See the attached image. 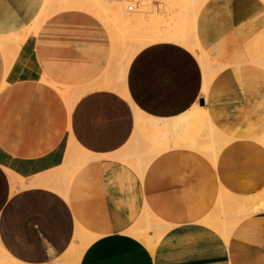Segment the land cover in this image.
<instances>
[{
	"label": "crops",
	"instance_id": "crops-1",
	"mask_svg": "<svg viewBox=\"0 0 264 264\" xmlns=\"http://www.w3.org/2000/svg\"><path fill=\"white\" fill-rule=\"evenodd\" d=\"M45 2L0 0L5 250L26 264H51V257L79 244L80 228L96 239L79 264H264V212L241 220L227 237L207 222L232 200L264 189V69L255 63L264 53L263 1L206 0L201 6L195 38L217 71L204 97L203 66L178 41L142 47L123 84L110 87L118 70L110 66L105 24L76 6L49 16L31 34ZM60 88L71 91L72 107ZM195 106L229 140L215 162L189 147L156 156L157 133L168 126L172 140L163 142L173 143L182 136L176 121ZM199 132L196 141L204 137ZM71 142L92 158L65 181L61 167ZM135 160L146 163L142 173ZM9 174L24 184L13 190ZM146 213L167 225L153 251L132 236Z\"/></svg>",
	"mask_w": 264,
	"mask_h": 264
},
{
	"label": "bare ground",
	"instance_id": "bare-ground-1",
	"mask_svg": "<svg viewBox=\"0 0 264 264\" xmlns=\"http://www.w3.org/2000/svg\"><path fill=\"white\" fill-rule=\"evenodd\" d=\"M61 0H59L58 2H60ZM64 1V0H63ZM88 0H81V3L79 2H77V0H65L64 2H60V3H57L56 1H54V0H46V2H45V7H44V9H43V11H42V13H41V15L39 16V18H38V20H37V22L35 23V25L33 26V28H32V30H31V34H33V33H35V31L39 28V26L49 17V16H51V15H53V14H55V13H57V12H60V11H62V10H67V9H70V8H73V7H76V6H82V7H84V8H87L88 10L90 9V11H91V13L92 14H94L99 20H101L102 22H105L107 25H108V23L110 24V27H111V30H110V32H111V38H112V55H111V63H112V59H113V61H114V58H115V56L118 54V52H119V48H120V40H119V34H117V31H118V27L119 26H122L121 28H123V29H130V25H131V23L130 22H128V21H126V19L125 18H122L121 19V22H119V20L117 19V17L118 18H121L120 17V14L119 15H117L116 13H120V7H119V5L118 4H116V2H111V3H106L105 2V0H90L91 2H87ZM181 1V0H180ZM193 0H191L190 2H192ZM195 1H196V3H195ZM194 1V4H196L194 7H195V11H197V10H200V8H201V6L205 3V1L206 0H195ZM53 4V5H52ZM184 4V3H183ZM54 6V7H53ZM193 7V8H194ZM80 8V7H79ZM83 9V8H82ZM90 11H88L89 13H90ZM119 11V12H118ZM194 13H197V12H194ZM116 14V15H115ZM155 14V13H154ZM194 15V14H193ZM196 15V14H195ZM112 16H117V17H112ZM117 19V21H116V19ZM139 18V17H138ZM143 18V17H142ZM115 19V20H114ZM140 19V18H139ZM163 19V18H162ZM142 20V19H141ZM194 19H192V21H193ZM196 20V19H195ZM161 18H160V15H158V14H155L152 18H150V20H146V19H143L142 20V22L139 24L140 26H142L143 28H154V30H156V28H158L159 27V24L161 23ZM119 22V23H118ZM191 22V21H190ZM195 22V21H194ZM194 22H193V24H194ZM162 24V23H161ZM173 24V23H172ZM178 21H177V27H178ZM192 24V25H193ZM137 25V24H136ZM135 25V26H136ZM188 25V24H187ZM131 26H133V25H131ZM163 26V25H162ZM162 26L160 27V28H162ZM193 26H195V24L193 25ZM172 27V26H171ZM174 28H176L175 27V25L173 26ZM190 27H191V25H190ZM159 28V29H160ZM169 27H167L166 26V32L168 31H170L169 29H168ZM179 28V27H178ZM117 29V30H116ZM158 29V31H160ZM171 29V28H170ZM177 29V28H176ZM191 30H192V28H190ZM194 29V28H193ZM174 29H172V31H173ZM178 31H179V29H177ZM157 31V32H158ZM175 31V30H174ZM163 32H165V31H163ZM183 32V31H182ZM192 33L194 32V31H191ZM190 32V33H191ZM169 33H171V31L169 32ZM179 33H181V31H179ZM191 33V34H192ZM159 34V36L160 37H164V35L163 36H161L160 35V32L158 33ZM168 34V33H167ZM172 35L171 36H173L174 34H173V32L171 33ZM176 35H174L175 36V39H177V35H178V38H179V35H182V34H177V32L175 33ZM189 35L188 34V37L186 38V39H188V38H193V35H195V32H194V34L193 35ZM159 36H158V38H159ZM168 36L170 37V34H168ZM191 36V37H190ZM154 38H152V39H154L153 41H155V36H153ZM181 37V36H180ZM183 37H186V34H185V36H183ZM167 38V37H166ZM174 38V37H173ZM195 38V37H194ZM168 39V38H167ZM167 39H166V41H167ZM171 39H172V37H171ZM185 39V40H186ZM190 39V41L191 42H194L193 43V46L195 47V45L197 46V44H195V41H196V39H194V41H192ZM149 40V39H148ZM157 40V39H156ZM164 40H165V38H164ZM163 40V41H164ZM178 40V39H177ZM184 40V43L186 44V43H188V44H190L191 42L188 40V41H185ZM151 41V43H153L152 42V40H150ZM149 41V42H150ZM171 41H173V40H171ZM181 41V40H180ZM133 42V41H132ZM132 42H128L129 44L130 43H132ZM155 42H159V40L158 41H155ZM174 42V41H173ZM179 42V41H178ZM190 42V43H189ZM128 43H126V45L128 44ZM180 43H183V40H182V42H180ZM183 43V44H184ZM196 43H197V41H196ZM135 44H137V43H135ZM141 44V43H140ZM149 44V43H148ZM195 44V45H194ZM132 45V44H131ZM131 45H129V47L131 46ZM136 46H139V44L138 45H135V48L134 49H136ZM145 46V45H144ZM143 46V47H144ZM192 46V47H193ZM133 47H134V45H133ZM132 48V47H131ZM139 48V47H138ZM141 48V47H140ZM197 49V48H196ZM200 49V48H199ZM198 49V50H199ZM134 51H136V50H134ZM194 52H196L195 51V49H194ZM125 53V52H124ZM132 53L134 54L135 52H132L131 51V55H132ZM201 53H203V52H201ZM198 55V57H199V55H200V53H198L197 54ZM201 55H205L204 53L203 54H201ZM130 57V56H129ZM132 57V56H131ZM201 57V56H200ZM207 57V56H206ZM208 58V57H207ZM200 60H201V58H199ZM127 60H129V58L127 59ZM203 60H205V59H203ZM122 61V60H121ZM207 61H208V59H207ZM207 61H205V62H207ZM114 62H116V61H114ZM201 62V64H202V66H203V71H204V86H203V91H202V94H203V97L207 94V89H208V86H209V84H210V82H211V80L214 78V76L216 75V73H217V71L216 70H214L212 67V65H210L211 64V61H208V63H209V65H208V63H205L204 61H200ZM110 63V64H111ZM127 63H128V61H127ZM213 63V62H212ZM255 63L257 64V65H260V66H262V65H264V59L263 58H259V59H257L256 61H255ZM113 65V64H112ZM111 66V65H110ZM121 66V65H120ZM122 66H125L124 64L122 65ZM122 66L120 67V70L122 69V71L123 70H125V69H123L122 68ZM127 66H128V64H127ZM126 66V67H127ZM113 67V66H112ZM264 67V66H263ZM125 68V67H124ZM128 68V67H127ZM112 70V69H111ZM220 72V71H219ZM123 73V72H122ZM124 77V76H123ZM42 79H44V78H42ZM119 80H122V79H119ZM118 80V81H119ZM125 80V79H124ZM121 83V81H119L118 83H113L111 86L114 88V87H116L117 85H119ZM123 83H121V85H122ZM110 86V87H111ZM92 88V87H91ZM119 88V87H118ZM120 89V91H121V94L123 95V96H125L126 95V90H125V87H124V85L121 87V88H119ZM60 90V92L62 93V95H64V96H67V97H71V95H70V92L71 91H66V90H64V89H59ZM116 90H118V89H116ZM119 91V92H120ZM208 115H207V113H206V111H205V109L203 108V107H199V106H195L190 112H188L187 114H185L184 116H182V117H180L179 118V120H177L176 122L177 123H175V127H174V129L176 130L177 128H179V129H181L182 130V136L181 135H178V136H175L174 138H173V143H169L170 142V140H172L171 138H170V136H169V134H168V126H164L158 133H157V136L153 139L154 141H156L157 142V145H155V146H157V148H159V150L157 149V151H156V153H155V155L157 156V153L159 154V152L161 153L162 151H164V150H167V148H176V147H184V148H186V147H189L190 149H194V150H196V151H198L199 153H201V154H203L204 156H206L208 159H210L211 161H213V162H215V159H216V156H217V154H219V152L221 151V149H223V147L228 143V139H226L225 137H223L222 135H220L216 130H215V128H214V126H212L211 124L212 123H210L211 121L210 120H208V118H209V116L207 117ZM210 121V122H209ZM171 126H172V128H173V124H170ZM178 129V130H179ZM202 130H204L205 131V133H204V137H203V139H201V140H198V141H196V140H194V137H193V135H194V133H197V135L199 136V134H200V132L199 131H202ZM201 135V134H200ZM198 138H200V137H198ZM168 139V144H165L164 142H166V140ZM135 139H133V141H134ZM137 140V139H136ZM259 140L261 141V142H264V136L263 137H261V138H259ZM73 141V140H72ZM164 141V142H163ZM137 142H138V140H137ZM150 142V141H149ZM153 142V141H152ZM154 143V142H153ZM159 143H164L163 145H161V144H159ZM149 144V143H148ZM150 145H151V143H150ZM153 146V145H152ZM75 147L76 148H78L76 145H75ZM133 148H134V146H133ZM132 148V149H133ZM141 149V148H140ZM154 149H156L155 147H154ZM152 150V151H151ZM75 151V150H74ZM78 151H79V154L81 155V153H82V155L83 154H85V156L83 155V160L81 159V160H78V164H85L88 160H89V158H92V156L90 155V154H88L87 152H85V151H83L82 149H80V148H78ZM140 151V150H139ZM142 151V150H141ZM146 151V150H145ZM149 151V150H148ZM147 151V152H148ZM150 151L153 153V149H150ZM131 151H129V153H130ZM135 152V151H134ZM134 152H133V154H134ZM138 152V151H137ZM137 152H135V154L137 153ZM144 152V151H143ZM147 152H145V153H147ZM150 152V153H151ZM78 153V152H77ZM132 154V153H131ZM141 153L139 152V155H140ZM151 155H153V154H151ZM150 155V156H151ZM135 156V155H134ZM146 156H147V154H146ZM145 155L143 156V158H141V159H144V157H146ZM149 156V155H148ZM126 157V156H125ZM140 157V156H139ZM154 157V156H153ZM121 158H124V157H121ZM131 157H129L128 159H130ZM135 158H136V156H135ZM73 159V158H72ZM147 159V158H146ZM152 159V157H150V160ZM153 159H155V158H153ZM152 159V160H153ZM71 160H68V162H70ZM73 161V160H72ZM125 161V160H124ZM128 161H132V158H131V160H128ZM128 161H127V164H129L128 163ZM136 161V160H135ZM144 161H145V159H144ZM147 161H148V159H147ZM67 162V161H66ZM146 162V161H145ZM147 163V162H146ZM146 163H140V161L139 160H137L136 161V163H135V167L142 173V171L144 170V168H145V166H146ZM73 164V163H72ZM131 164V163H130ZM150 165V164H149ZM148 165V166H149ZM75 166V165H74ZM132 166V165H131ZM79 167V166H78ZM147 167V166H146ZM62 168V167H61ZM75 168V167H74ZM6 169V168H5ZM61 170V169H60ZM64 170V169H63ZM57 171H58V169H57ZM145 172V171H144ZM64 174V173H63ZM12 174H10V177L12 178H14L13 180H16L18 177H15L14 175H12ZM142 176H143V174H142ZM64 177V176H63ZM73 177V176H72ZM59 178H60V174H59ZM69 178H71V177H69ZM62 179H64V178H62ZM62 181V180H61ZM18 182V181H17ZM16 182V183H17ZM21 182V181H20ZM54 182V181H53ZM57 182V181H56ZM13 183V185H14V182H12ZM19 183V182H18ZM35 183V182H34ZM21 185L22 184H24V183H20ZM61 184V183H60ZM17 185V184H16ZM15 185V186H16ZM19 185V184H18ZM21 185H19V188L21 187ZM31 185V184H30ZM34 185V184H33ZM55 185V184H54ZM26 186H24V188H25ZM16 188V187H15ZM17 190H19V189H17ZM22 190V189H21ZM63 191V190H62ZM65 192V191H64ZM249 198H251L250 199V201L252 202V198L254 199L255 197H250L249 196ZM249 198L247 199V202L248 203H246L245 202V204L243 205L244 206V208L243 209H241L242 207V204L240 205V204H238V205H240V211H238V213L237 214H233L234 215V217H235V219H236V222L234 223V224H232L231 226H227V224H226V222H224V220H226V218H222L221 220L219 219V218H217V219H219L218 221H216L215 219H212V220H214V222H212V220H210V222L208 221L209 219H207V222L209 223V224H211L212 226H214L216 229H218L219 231H221L222 233H223V235H225L226 237L227 236H229L230 235V233H231V231H232V229L243 219V218H246L247 216H249V215H251V214H255V213H259V212H264V198L263 199H260L259 201H257L256 199H255V203H251L250 201H248L249 200ZM237 200V199H236ZM241 201L243 200L244 201V198L243 199H240ZM243 201L241 202V203H243ZM245 201H246V198H245ZM233 203H232V205L234 204V207L235 206H237L235 203L236 202H238L239 203V201H232ZM250 203V204H249ZM247 204V205H246ZM220 207V206H219ZM232 208H234L233 206H231ZM221 208V207H220ZM235 209V208H234ZM233 209V210H234ZM237 209H239L238 207H236V210ZM225 211V209L223 210V212ZM235 211V210H234ZM145 212H147V211H145ZM144 212V213H145ZM220 212V211H219ZM229 215V214H228ZM227 215V213L225 212V216H227V218L229 217H231V216H228ZM149 218H148V217ZM144 217V216H143ZM142 217V218H143ZM145 217H147L149 220L150 219H152V220H154V221H156L157 223L156 224H148V225H146L144 228L145 229H143V228H141L142 230H139V231H133V233H135L136 235L138 234L140 237H142V241L144 240L145 241V244H146V241H147V245L148 246H150V248L152 249V251L154 250L153 248L155 247V246H153V245H156V243L158 242V239H160V237L163 235V231L162 230H160V229H162V227L163 228H166L167 227V225L166 224H163L161 221H159L158 219H156L153 215H150V214H148V213H146L145 214ZM144 217V218H145ZM216 217H218V216H216ZM223 217V216H222ZM215 218V217H214ZM232 218H233V216H232ZM234 219V220H235ZM230 221V220H229ZM150 222H151V220H150ZM205 222H206V220H205ZM162 225V226H159V225ZM80 229V228H79ZM79 229H77V232H78V234H77V232H76V234H75V242L77 241V242H79V244H76V243H72V245L70 246V248L68 249V250H70L72 253H70V255L71 254H75L73 257H80L81 258V256H82V254H83V252L85 251V249H86V247H88V245H90L95 239H96V236H93V235H91V234H89L88 232H86V231H84V230H79ZM133 229V228H132ZM131 229V230H132ZM131 230H130V233H131ZM150 230H152L153 232H154V236H150L148 233H149V231ZM129 233V232H128ZM132 233V234H133ZM143 233H145V234H143ZM80 234V235H79ZM76 236H78V237H76ZM133 236V235H132ZM138 236V237H139ZM139 237V238H140ZM146 240H145V239ZM141 239V238H140ZM157 239V240H156ZM157 241V242H155V244H154V241ZM143 241V242H144ZM0 245L2 246V244H1V242H0ZM149 248V249H150ZM2 249V247L0 248V250ZM67 251V250H66ZM65 251V252H66ZM1 252V251H0ZM2 252L4 253V255H2V256H4L5 258V260L6 259H8L9 257H10V259H8V260H11V263L12 264H26V263H23V262H21V261H19L18 259H16L15 257H12L6 250H5V248L4 249H2ZM1 252V253H2ZM65 252L63 253V257L62 258H59L58 260H56V264H59V260H64V257H69L68 256V254L66 253V255H65ZM68 252V251H67ZM1 253H0V255H1ZM65 255V256H64ZM1 256V257H2ZM7 257V258H6ZM74 258L75 259V261L74 260H72V261H74V263H77L78 261L77 260H79V262H80V259L78 258ZM68 259V258H67ZM4 261V262H9V261ZM61 261V262H62ZM64 262V261H63ZM78 262V263H79ZM7 263H5V264H7ZM9 264V263H8ZM61 264V263H60ZM64 264H65V262H64ZM66 264H68V263H66Z\"/></svg>",
	"mask_w": 264,
	"mask_h": 264
},
{
	"label": "rangeland",
	"instance_id": "rangeland-1",
	"mask_svg": "<svg viewBox=\"0 0 264 264\" xmlns=\"http://www.w3.org/2000/svg\"><path fill=\"white\" fill-rule=\"evenodd\" d=\"M55 1H59V0H55ZM63 1V0H62ZM79 1V0H78ZM86 1V0H85ZM154 1H160V2H162L163 4L161 5V6H159L158 8L157 7H155V6H153L152 5V3L154 2ZM191 0H105V2L106 3H111V2H116V4H118L119 5V7L121 8L120 9V13H116L117 15H119L120 14V17L121 18H118L117 16H112V17H117V19L119 20V22H121V19L122 18H125L126 19V21H128V22H130L131 23V25H133V26H129L130 27V29H123V28H121L122 26H119L117 29H118V31H117V34H119V40H120V48H119V52H118V54L115 56V58H114V61H116V62H114L113 61V59H112V63H113V65H111V66H114V72H116L117 70V72H118V77L117 76H115V77H113V79H110V84L111 83H114L115 82V80L117 79V81H116V83H118L119 81H121V83H123L124 82V79H125V73H126V69H127V64H129V62H130V60L133 58V56L144 46V45H147L148 43H151V41L150 40H152V42H155V41H163L164 40V38H165V40L164 41H166V39L168 40V41H171V40H173V41H179V42H182V40H183V43H184V40L188 37V34L190 35L192 32L191 31H194V29H195V26H193L194 24H195V22L194 21H196L195 19H196V17H197V14H198V12H199V10H197V11H195L194 9H195V5L196 4H194V1L195 0H193L192 2H190ZM263 1V3H264V0H262ZM87 2H91L90 0H88ZM184 3V4H183ZM195 3H196V1H195ZM53 5V4H52ZM129 5H132V6H135V9H134V11H132V12H129V11H127V7L129 6ZM54 7V6H53ZM194 7V8H193ZM75 8V7H74ZM72 9V8H71ZM81 9V8H80ZM89 11H90V9H89ZM91 12V11H90ZM119 12V11H118ZM194 12H197V13H194ZM158 14V15H160V18H161V23L159 24V27L158 28H156V30H154V28H143L142 26H140L139 24L142 22V20L143 19H146V20H150V18H152L155 14ZM115 14V15H116ZM194 14V15H193ZM196 14V15H195ZM94 15V14H93ZM140 19H139V18ZM143 17V18H142ZM163 18V19H162ZM116 19V18H115ZM114 19V20H115ZM117 19H116V21H117ZM142 19V20H141ZM166 19H168V21H166ZM192 19H194L193 21H192ZM185 20H186V22L188 21V24H189V26L191 25V27H189V26H187L186 25V27H189V28H192V30L190 29L189 30V32L187 33V32H185ZM177 21H178V27H177ZM191 21V22H190ZM118 22V23H119ZM193 22H194V24H193ZM104 24H105V26L107 27V29L109 30V33L111 34V32H110V30H111V27H110V24L108 23V25L105 23V22H103ZM173 23V24H172ZM137 24V25H136ZM193 24V25H192ZM136 25V26H135ZM163 25V26H162ZM175 25V27L177 28V29H179V31H181V33H179V31L176 29V28H174L173 26ZM162 26V28H160ZM166 26L167 27H169L168 29L171 31V33L173 32V34L174 35H176L175 33L177 32V34H182V35H179V38H178V35L176 36L177 37V39H175V36L173 35V36H171L172 34L171 33H169L168 31L166 32ZM172 26V27H171ZM160 28V29H159ZM171 28V29H170ZM194 28V29H193ZM116 29V30H117ZM158 29L160 30V31H158ZM172 29H174L173 31H172ZM158 31V32H157ZM163 31H165V32H163ZM183 31V32H182ZM160 32V35L161 36H163L164 35V37L162 38V37H160L159 36V33ZM191 32V33H190ZM195 32V31H194ZM194 32L191 34V35H193L194 34ZM170 34V37L168 36V34ZM185 34H186V37H183V36H185ZM111 36V35H110ZM153 36H155L156 38H155V41H153L154 39H152V38H154ZM158 36H159V38H158ZM181 36V37H180ZM167 37V38H166ZM171 37H172V39H171ZM174 37V38H173ZM191 37V36H190ZM195 37V35H193V40L191 39V38H188V39H186L185 41H190V39L192 40V41H194V39H196V38H194ZM149 39V40H148ZM157 39V40H156ZM181 40V41H180ZM111 41H112V38H111ZM133 41V42H132ZM150 41V42H149ZM128 42H132V43H128ZM191 42V41H190ZM189 42V43H190ZM126 43H128L127 45H126ZM135 43H137V44H135ZM141 43V44H140ZM182 43V44H183ZM193 43L194 42H191L190 44H188V43H184L183 45H186V46H188L190 49H191V51H193L194 52V49H195V51L197 50V49H199V46H198V43H196V41H195V44H197V46L195 45V47L193 46ZM132 44V45H131ZM139 44V46H136V49H134L135 48V45H138ZM129 45H131L130 47H129ZM133 45H134V47H133ZM193 46V47H192ZM132 47V48H131ZM139 47V48H138ZM141 47V48H140ZM197 48V49H196ZM134 50H136V51H134ZM200 50V49H199ZM199 50H197V52H194V54L197 56V58L199 59V58H201V60L199 59V61H207V59H208V61H210V59L209 58H207L206 57V55H201V54H203V53H201L202 51L200 50V52H199ZM131 51L132 52H135L134 54L132 53V55H131ZM125 52V53H124ZM198 53H200V55H199V57H198ZM130 56V57H129ZM132 56V57H131ZM201 56V57H200ZM129 58V60H127ZM261 58H263L264 59V53L262 54V56H261ZM203 59H205V60H203ZM122 60V61H121ZM127 61H128V63H127ZM208 61L207 62H205V63H208ZM125 65V66H122V65ZM122 66V68L123 69H125V70H123L122 71V69L120 70V67ZM208 65H209V63H208ZM210 65H212L213 66V64H212V62H211V64ZM127 66V67H126ZM259 67H261V68H263L264 69V65H262V66H260V65H258ZM125 67V68H124ZM213 68V67H212ZM123 72V73H122ZM117 75V74H116ZM124 76V77H123ZM119 79H122V80H119ZM119 80V81H118ZM121 83L119 84V85H121ZM112 85V84H111ZM111 85H109V86H111ZM112 87V86H111ZM117 87V86H116ZM65 98L67 99V101H68V103H69V105H70V107H72L73 106V104H74V101H71L70 100V98L69 97H67V96H65ZM260 142V141H259ZM263 146H264V142H260ZM75 150V151H74ZM79 153V151H78V148H76L75 147V145H74V143H72L71 142V144L70 145H68V148H67V153H66V155H65V157L67 158H69L68 160H71V158H74V156L73 155H76V159H77V161H76V165L77 166H74V164H75V162L74 161H70V162H68L67 161V163H65V164H63L62 165V176H64L63 178L65 179V181L66 180H71V178H72V176L74 175V173L83 165V164H78L77 162H78V160H81L82 158H83V155L85 156V154H83L82 155V153H81V155L80 154H78ZM73 154V155H72ZM65 158V159H66ZM90 159V158H89ZM83 160V159H82ZM73 163V164H72ZM79 166V167H78ZM75 167V168H74ZM64 169V170H63ZM64 173V174H63ZM10 175V174H9ZM12 176V175H11ZM69 177H71V178H69ZM14 178L12 177L11 178V180H12V182H14V185H13V190L14 189H16L15 188V185L17 184L16 182L17 181H22V180H20L19 178H17L16 180H13ZM63 179V180H64ZM64 181V182H65ZM66 183V182H65ZM63 190V192L65 191L64 189H62ZM264 198V189L262 190V192L260 193V194H258L257 196H255V198L253 199L252 198V202L250 201V199L251 198H249V200L248 201H250L251 203H255L254 201H255V199L257 200V201H259L260 199H263ZM243 199V198H242ZM247 199L248 198H246V201H245V198H244V201H243V203H241L242 201L239 199V200H232V201H239V203L238 202H236L235 204L237 205V206H235L234 207V204L232 205V203L225 209V211L223 212V210L222 211H220V210H218V211H215L211 216H213V217H211V218H209V222H210V220H212V219H217V218H219L220 220L222 219V218H226V220H224V222H226V224H227V226H231L232 224H234L235 222H236V219H235V217H234V215L235 214H237L238 213V211H240V205L242 204V208L241 209H243L244 208V204H245V202L246 203H248L247 202ZM254 200V201H253ZM238 204H240V205H238ZM250 204V203H249ZM247 205V204H246ZM231 206H233L234 208H232ZM236 207H238L239 209H237L236 210ZM235 211H234V210ZM220 211V212H219ZM225 212L227 213V215L228 216H231L230 218L228 217L227 218V216H225ZM234 214V215H233ZM256 214V213H255ZM251 215H254V214H251ZM251 215H249V216H251ZM216 216H218V217H216ZM223 216V217H222ZM232 216H233V218H232ZM249 216H247V217H249ZM143 217V216H142ZM144 217H145V215H144ZM141 218V226L140 227H136V230L137 231H139V230H142L141 228H143V229H145L144 227L146 226V225H148V224H156L157 222L156 221H154V220H152V219H150L151 220V222H150V220L147 218V217H145V218ZM215 217V218H214ZM219 219H217L216 221H218ZM235 219V220H234ZM244 219V218H243ZM242 219V220H243ZM219 220V221H220ZM230 220V221H229ZM222 221V220H221ZM212 222H214V220H212ZM159 226H162L161 224L159 225ZM79 230H81V229H79ZM83 230V229H82ZM135 230V231H136ZM160 230H162L163 232H165V228H163L162 227V229H160ZM151 232H152V235H150V236H154V232L152 231V230H150ZM77 234H78V232H77ZM76 234V235H77ZM143 234H145V233H143ZM221 234V233H220ZM80 235V234H79ZM133 236H135V237H137V238H139L140 236L137 234H135V233H133L132 234ZM139 236V237H138ZM76 237H78V236H76ZM141 238V240H142V237H140ZM139 238V239H140ZM145 239V238H144ZM146 240V239H145ZM157 240V239H156ZM154 241V244H155V242H157V241ZM159 240V239H158ZM144 241V240H143ZM144 243H145V241H144ZM146 244H147V241H146ZM153 246H155V245H153ZM2 247V249H4V247L3 246H1L0 245V248ZM87 248V247H86ZM2 249L0 250L1 252H2ZM68 251V252H67ZM67 251L65 252V255H66V253L68 254V256L70 255V253H72L70 250H68L67 249ZM0 252V253H1ZM2 255H4V253L2 252L1 253V255H0V264H5V263H7V262H4V261H7L8 259H10V257L8 258V259H4L5 257L4 256H2ZM64 255V256H65ZM75 255V254H74ZM73 254H71L69 257H64V262H65V264L66 263H68V264H79L78 262H79V260H77L78 262L77 263H74V261H75V259L74 258H77V257H73L74 256ZM2 256V257H1ZM63 257V254H61L60 256H58V257H51L52 258V260H51V264H56V260H58L59 258H62ZM7 258V257H6ZM79 259H81L80 257H78ZM77 258V259H78ZM72 260H74V261H72ZM9 262V264H12L11 263V260H8ZM60 262H59V264L61 263V264H64V262L62 261V260H59ZM62 261V262H61ZM7 263V264H8Z\"/></svg>",
	"mask_w": 264,
	"mask_h": 264
},
{
	"label": "built area",
	"instance_id": "built-area-1",
	"mask_svg": "<svg viewBox=\"0 0 264 264\" xmlns=\"http://www.w3.org/2000/svg\"><path fill=\"white\" fill-rule=\"evenodd\" d=\"M134 9H135V6H132V5H129V6L127 7V11H129V12L134 11Z\"/></svg>",
	"mask_w": 264,
	"mask_h": 264
},
{
	"label": "water",
	"instance_id": "water-1",
	"mask_svg": "<svg viewBox=\"0 0 264 264\" xmlns=\"http://www.w3.org/2000/svg\"><path fill=\"white\" fill-rule=\"evenodd\" d=\"M199 105H200V106H203V101H202V99L199 100Z\"/></svg>",
	"mask_w": 264,
	"mask_h": 264
}]
</instances>
